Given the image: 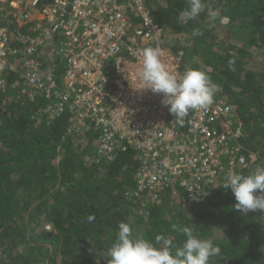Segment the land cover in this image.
<instances>
[{
	"label": "trees",
	"instance_id": "16d2710c",
	"mask_svg": "<svg viewBox=\"0 0 264 264\" xmlns=\"http://www.w3.org/2000/svg\"><path fill=\"white\" fill-rule=\"evenodd\" d=\"M149 3L168 32L164 44L182 54L181 71L205 70L220 87L215 95L242 120L248 165L235 171L264 167V0H206L227 24L210 22L207 9L195 21L180 20L187 0ZM5 24L17 35V61L0 92V264H107L101 255L121 221L146 239L164 234L177 243L184 237L172 225L191 226L220 247L210 264H264V212L236 211L230 188L216 187L197 202L178 182L140 190L141 158L133 148L95 161L98 132L71 131L67 108L49 118L55 98L28 86L23 75L29 67L19 58L29 47L36 48L30 56L47 66L40 41L49 25L38 19L19 24L13 15ZM194 29L202 35L193 37ZM56 66L61 75L64 61L57 59Z\"/></svg>",
	"mask_w": 264,
	"mask_h": 264
},
{
	"label": "built area",
	"instance_id": "2783aa9c",
	"mask_svg": "<svg viewBox=\"0 0 264 264\" xmlns=\"http://www.w3.org/2000/svg\"><path fill=\"white\" fill-rule=\"evenodd\" d=\"M10 15L19 24L38 19L49 25L40 41L47 66L30 56L35 47L19 58L29 67L23 73L28 86L55 98L49 118L67 108L71 131L98 132L97 162L113 160L118 150L138 151L140 190L178 182L190 200L203 202L230 170L248 165L243 122L229 101L215 95L207 109L189 113L182 130L162 94L136 89L142 86L138 70L147 46L159 43L164 63L183 73L182 54L164 44L165 30L149 0H0V92L17 61V35L5 24Z\"/></svg>",
	"mask_w": 264,
	"mask_h": 264
},
{
	"label": "clouds",
	"instance_id": "9594fccd",
	"mask_svg": "<svg viewBox=\"0 0 264 264\" xmlns=\"http://www.w3.org/2000/svg\"><path fill=\"white\" fill-rule=\"evenodd\" d=\"M206 9L210 22L219 20L221 24L228 23L226 16L208 8L206 0H187V6L179 19L195 21ZM200 35V29L193 30V37ZM161 57L159 43L142 49L141 67L138 70L142 86L136 89L162 94V103L168 106L175 121L183 124L191 111L207 109L214 102L220 87L205 70L189 66L182 74H177L170 70ZM228 64L233 69L235 59H229ZM216 187L231 189L236 211L244 215L255 211L264 212V167H257L247 173L230 170L224 181ZM189 192L193 191L189 189ZM93 219L94 216L88 217L89 222ZM172 230L183 235L182 242L177 243L164 234L155 235L154 240L146 239L143 233L133 231L130 222L121 221L115 239L101 256L108 258L107 264H210L212 258L221 254L220 247L212 238H202L191 226L173 224Z\"/></svg>",
	"mask_w": 264,
	"mask_h": 264
},
{
	"label": "rangeland",
	"instance_id": "374dc122",
	"mask_svg": "<svg viewBox=\"0 0 264 264\" xmlns=\"http://www.w3.org/2000/svg\"><path fill=\"white\" fill-rule=\"evenodd\" d=\"M39 17V16H38ZM168 33V32H167ZM167 33H166V31H165V38H166V36H167ZM169 36V35H168ZM165 38H164V40H163V42H165L166 43V41H165ZM168 42V41H167ZM14 68H16V66H14ZM5 84H7V76H6V79H5ZM6 88V87H5Z\"/></svg>",
	"mask_w": 264,
	"mask_h": 264
}]
</instances>
